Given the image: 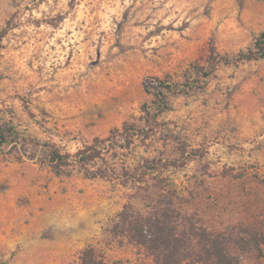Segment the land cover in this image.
<instances>
[{"label": "rangeland", "instance_id": "obj_1", "mask_svg": "<svg viewBox=\"0 0 264 264\" xmlns=\"http://www.w3.org/2000/svg\"><path fill=\"white\" fill-rule=\"evenodd\" d=\"M263 32L264 0H0V117L19 132L0 150V193L14 191L31 215L81 217L84 247L108 264L140 259L113 237L117 214L160 196L183 197L214 230L263 232L264 58L225 62ZM159 81L171 105L160 114ZM97 137L140 182L58 175L44 157L29 158L38 143L76 153ZM81 251L29 260L79 264ZM16 254H0V264H28ZM239 254L240 264L261 262Z\"/></svg>", "mask_w": 264, "mask_h": 264}, {"label": "trees", "instance_id": "obj_2", "mask_svg": "<svg viewBox=\"0 0 264 264\" xmlns=\"http://www.w3.org/2000/svg\"><path fill=\"white\" fill-rule=\"evenodd\" d=\"M1 41V37H0ZM264 58V32L257 40L254 48L240 52L233 58H226V63H242L244 61ZM199 72L205 77L213 73V69ZM156 96L153 103L160 114L171 108L164 81L153 83ZM189 87V85H181ZM182 90V89H181ZM184 90V89H183ZM144 132L140 129L132 133L133 137L126 139L120 148H129L134 136ZM12 121L0 117V150L6 144L19 143ZM39 145V150L30 153V159L37 156L44 157L54 172L58 175H70L74 170L83 172L89 179L108 178L112 180L141 181L135 169L127 165L117 167L106 155L109 150L100 145V139L79 149L76 153L64 152L59 146L51 143ZM114 156V155H113ZM102 160L104 165H99ZM144 165L143 167H145ZM142 168V166H140ZM154 168V167H152ZM151 170V167L148 168ZM146 174V173H145ZM264 183V177H259ZM154 205H147L142 209H135L130 204L117 214L112 233L115 238H122L137 248L140 259L134 264H240L241 254L257 252L264 264V231H244L235 235L226 231L214 230L194 213L184 210L185 199L179 197L160 196L152 201ZM79 264H108L102 250L93 244L86 246L79 255Z\"/></svg>", "mask_w": 264, "mask_h": 264}, {"label": "crops", "instance_id": "obj_3", "mask_svg": "<svg viewBox=\"0 0 264 264\" xmlns=\"http://www.w3.org/2000/svg\"><path fill=\"white\" fill-rule=\"evenodd\" d=\"M28 211L19 203L14 191L0 193V254L17 253L28 258V264H35L29 260L31 255H52L59 251L74 252L77 248H85L81 217L66 215L52 219L42 214L31 215ZM53 221L60 223L52 226ZM52 227L57 230L47 233L46 230Z\"/></svg>", "mask_w": 264, "mask_h": 264}]
</instances>
